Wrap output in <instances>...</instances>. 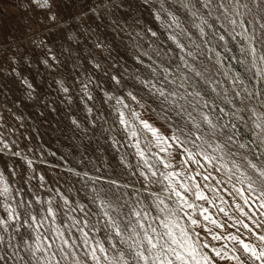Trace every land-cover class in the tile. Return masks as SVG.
<instances>
[{"label": "rangeland", "instance_id": "1", "mask_svg": "<svg viewBox=\"0 0 264 264\" xmlns=\"http://www.w3.org/2000/svg\"><path fill=\"white\" fill-rule=\"evenodd\" d=\"M206 2L49 0L51 8H46L38 0H0V173L10 187L8 195H0V217L9 214L4 205H11L22 216L27 207L33 215L41 218L47 215L44 209L49 206L48 202L56 209L55 218L46 220L39 229L29 228L27 224L9 228L4 234L11 237L10 243L14 247L0 245L5 253L11 255L13 251L18 252L28 262L30 257L25 245L59 244V239L55 238L57 227L70 238L81 259L88 249L83 246L84 237L77 228L89 234V241L94 246L96 242L103 243L110 255L126 251L127 244L122 241L128 239L131 228L122 237L112 233L111 239H106L111 230L103 228L107 220L103 217L101 200L112 205L109 211L120 221L121 227L127 224L126 218L131 210L139 209L138 200L153 216L167 219V214L160 213L156 208L159 201L143 191V187H148L165 198L166 203L161 207L174 206L167 201V193L161 190L168 187L167 182L163 185H142L139 175H131L147 170L143 164L145 158L156 165L159 172L174 170L158 164L160 148L155 143V137L132 115V112L139 113L142 119L167 132L168 125L157 115L160 112L158 102H153L149 88L141 83L157 79L164 81V68L169 70L168 80L186 77L187 91L200 92L202 101H208V108H204L202 102L198 107L217 123L221 141L232 131L231 124H235L237 131L234 139L249 146L248 149L238 150L229 145L231 151L238 154L225 155L217 165L219 175L213 172V181L207 183H217L223 188L219 182L227 181L228 176L222 165L227 163L231 168L233 160L242 164L241 172L247 170L251 173L242 156L264 165V155L259 154L264 151V145L257 149L255 135L258 131L255 121L258 117L264 119V78L252 67L248 41L240 35L241 32L250 34L255 30L253 43L257 57L264 54V43L261 42L264 31L260 29V25L264 24V12L254 7L250 0L241 2H248L251 12L241 8L239 14L227 0L224 6L230 8L228 13L217 9V0H212L207 9L203 7ZM50 12L56 15L55 21L50 19ZM193 12L197 13L196 16L192 15ZM231 19L237 23L232 25ZM241 24L244 28L240 27ZM196 25L204 28L203 35ZM172 36L176 37L175 41ZM179 44H183L184 49L179 48ZM188 51L196 53L195 58L187 57ZM258 66L261 65L258 63ZM196 72L201 76H197ZM165 86L169 89L174 87L171 84ZM245 89L247 93H252L250 99L246 98ZM129 92L137 97L136 101L128 96ZM237 92L239 97L235 95ZM118 100L121 102L118 103ZM121 111L129 121L127 125L120 123ZM188 111L192 112L196 122L201 123L200 131L206 134L208 129L201 122L200 111L192 107ZM233 112L236 116L232 115ZM171 115L173 131L177 123L184 127L186 116L181 119L174 113ZM222 124L229 125L223 134L220 131ZM192 130L193 125L189 124L184 136ZM133 131L139 135L133 137ZM149 141L152 143L149 144ZM137 142L147 157L139 155ZM182 159L183 154L177 156L173 150L171 161L175 170H180L178 161ZM207 167L212 170L211 165ZM73 172H79L81 176ZM84 172L98 179L85 186ZM113 179L120 185L131 184L133 187H114L108 183ZM201 183L207 188V183ZM233 183H236L235 177L227 183L228 192H220L216 204L225 208L230 216L244 219L233 208L234 202L242 203V200L229 196V192L234 193ZM236 186L241 185L236 183ZM133 188L139 191V196ZM64 197L68 198V203L64 202ZM192 199L195 200L194 197ZM21 200L31 201V204L18 207ZM80 205H85L83 211ZM205 206L220 221L228 220L227 228L219 229L210 222H203L225 239L213 240L211 235H205L207 228L201 230L199 226H191L183 213H178L182 217L179 223L189 226V231L201 232L202 240L217 248L223 246L230 254L235 242L226 238L229 232L258 248L262 246L241 225L232 227L234 221L220 213L218 207L211 204ZM185 211L193 217L199 216L196 210ZM199 218L203 219L202 216ZM83 220L88 223L75 224V221ZM150 223L158 227L156 222ZM260 232L264 234V229ZM113 245L116 247L113 248ZM56 250L52 248V251ZM202 250L210 252L209 249ZM58 258L61 264H70V261ZM241 258H244L243 254ZM216 261L217 264H237L236 261H221L219 258ZM16 264L20 261L17 260ZM89 264L94 262L89 261Z\"/></svg>", "mask_w": 264, "mask_h": 264}, {"label": "snow or ice", "instance_id": "2", "mask_svg": "<svg viewBox=\"0 0 264 264\" xmlns=\"http://www.w3.org/2000/svg\"><path fill=\"white\" fill-rule=\"evenodd\" d=\"M38 2L43 7L51 8L49 0H38ZM211 2L212 0H207L203 7L206 9L209 8ZM227 2L238 14L241 8L246 9L248 12L252 10L248 2L242 3L241 0H227ZM250 3L260 12H264V0H250ZM224 5L225 0H217V9L221 10L223 13H228L230 8ZM185 7H187V5H185ZM196 14V12L192 13L193 16H196ZM50 19L55 21L57 17L54 13L50 12ZM173 19L175 22V17ZM203 23L207 24V21L203 20ZM230 23L235 25L237 21L231 19ZM196 26L200 29L201 35H203L204 28L200 27V25ZM177 27H179L178 24ZM240 27L244 28V25L241 24ZM260 29L264 31V24L260 25ZM152 35L155 36L156 33L153 32ZM240 35L244 36L248 41V51L253 58L252 67L264 78V54L257 57V49L253 43L256 39L255 30L250 34L241 32ZM171 39L175 41L176 37L172 36ZM220 39L223 40L224 37L221 36ZM261 42L264 43V37L261 38ZM178 46L181 49L185 47L183 44H179ZM195 56L196 53L192 51L187 52V57L195 58ZM181 59L184 58L182 57ZM258 63L261 66H258ZM185 66H188L187 61H185ZM162 71L166 74L164 81L157 79L155 82L148 80L141 81V83L149 88V95L152 97L153 102H158L160 112L157 115L168 125L167 132L163 131L161 127H157L154 123H150L149 120L142 119L139 113L132 112V115L140 121L144 129L155 137V143L160 148V152L157 153L159 156L158 164L162 165L164 168L174 170L159 172L156 165L152 164L148 158H145L147 157V153L144 149L139 148V142H137L139 155L145 158L143 164L147 170L140 171L139 173L133 172L131 175L134 177L139 175L142 185H163L164 182H167L168 187H162L161 190L167 193V201H170L172 205H174L171 207H161V205H165L166 203L165 198H161L159 193L150 191L148 187H143V191L148 194V197L159 201V203L156 204V208L159 209L160 213H166L167 219H161L159 215L153 216L151 212L147 210L146 206L138 200L137 203L140 204L139 209L133 208L126 218L127 224L125 227H121L120 221L114 218L109 211L112 205L101 200L100 206L103 209V217L107 220L103 228L111 230L106 235V239L110 240L112 233H114L116 237H122L123 233L126 232L128 228H131V234L128 236V239L122 241L127 244L126 251H118L116 255H110L108 248L105 247L103 243L96 242L94 246L89 241V234L84 232L82 228H77V231H80L84 237L83 246L88 249V251H85L83 259H81L75 252V247L70 242V238L66 237L64 231L57 227L55 229V238L59 239V244L53 245L50 242L46 246L41 244H36L35 246L31 244L25 245V250L30 257V261L28 262H25L24 258L19 256L18 252L13 251L11 255H9L0 248V264H16L17 260L20 261V264H31V261H35V264H61V259L58 257H62L64 261H70V264H89V261L94 262V264H103V261H107V264H217L216 258H219L221 261H236L237 264H245L246 261H248L249 264H255L256 261H259L260 264H264V234L260 232L261 229H264V165H258L252 160H249L247 156H242L241 159L245 162L246 168L251 169V173L247 170L241 172L240 169L242 164L233 160L231 168L228 167L227 163L222 165V168L225 169V174L228 176L227 181L221 180L219 182L220 185H223V188L217 183H207L213 181V172H216L219 161L222 160L225 155L234 156L238 154L233 153L229 145L234 146L238 150L248 149L249 146L234 139L237 131L235 124H231L232 131L224 135L223 141H221L218 136L217 123H214L211 116L201 111L198 107L202 102L204 108H208V101H202L200 92L187 91L189 85L186 77L181 76L179 80L177 78L168 80L167 74L169 70L164 68ZM153 72H155V69H153ZM196 75L201 76V73L196 72ZM113 79L116 78L114 77ZM116 82L119 84V80H116ZM166 84H171L174 87L169 89L165 86ZM65 91H67V89H65ZM244 91L247 93L246 89ZM235 95L239 97L240 93L237 92ZM128 96L134 101L137 100V97L133 95L132 92H129ZM251 96L252 93H247L246 98L250 99ZM189 97L193 99H189ZM117 102L120 103L121 101L118 100ZM137 102L139 103V101ZM243 103L244 100L241 99V104ZM189 107H192L195 111H200L201 122L206 125L208 129L206 134L200 131L201 123L196 122V118L193 116L192 112L188 111ZM237 111H239V109ZM221 112H223V110H221ZM172 113L181 119L185 116L187 117V120L184 121V127H180L177 123L176 130L173 131L172 123H170V121H172ZM232 115L236 116V112H233ZM120 123L124 125L129 123V121L125 119V114L122 111L120 112ZM189 124L193 125L194 130L189 131L187 136H184L185 129L188 128ZM228 128V124L220 125L221 134H223V130ZM255 129L258 130L255 133L258 141L257 149H260L261 145H264V119L257 118L255 121ZM138 135V132H132L133 137ZM182 136H184L183 139ZM198 141L200 142L198 143ZM151 143L152 141H149V144ZM188 145H192V147ZM210 149L212 151H210ZM173 150H175L177 156L183 154L184 159L178 161L180 170H175L171 161ZM213 152L216 154H213ZM161 153H166L167 155H161ZM259 154L264 155V151H260ZM15 155H19V153H15ZM29 163L31 162L29 161ZM208 165L212 166V170L208 169ZM197 169H200V171H197ZM69 171L73 170L69 169ZM238 172L239 175H237ZM73 174L81 176L79 172H73ZM216 174L219 175V172H216ZM234 177L236 183H239L241 186L237 187L236 183H233L232 188L234 193L229 192V196H234V198L242 200V203L234 202L233 208L234 212L242 214L244 219H241L240 216L237 215L230 216L225 208L219 207L216 204V199L220 198V192H228L227 183L232 182ZM83 178L85 186H87L90 181L98 179L97 177H90L87 172L83 173ZM201 181L207 183V188H205ZM108 183L114 187H133L131 184L120 185L115 179L108 181ZM0 186H2L0 195H8L10 193V187L4 180L2 173H0ZM133 191L139 196L140 193L138 190L133 188ZM210 193L212 195H210ZM192 197H194L195 200H193ZM195 201H202L203 203L197 204ZM64 202H69L67 197H64ZM50 203L51 202H48L49 206L44 209L47 215L42 218L33 215L27 207L24 208V215L22 216L19 211L12 209L11 205H4L9 214L7 217H0V245L7 244L8 248L14 247L10 243L11 237H6L4 233H6L9 228H15L17 224H19L20 227L27 224L29 228L35 227L39 229L46 220L54 219L56 216V209L51 207ZM30 204L31 201L21 200L18 207ZM205 204L218 207L220 213H223L225 217L234 221L232 227L241 225L248 231L249 236L255 237L261 242L262 246L258 248L255 244L246 242L240 236L229 232L226 238L235 242L230 254L223 246L217 248L210 242L202 240L201 232H196L195 230L189 231V226L179 223L182 217H180L178 213H183V217L187 218L191 226H199L201 230L207 228V233L205 235H211L213 240L220 241L225 239L218 231L214 232L212 227H208L203 222H210L211 225H215L216 228L219 229L227 228L228 220L220 221ZM245 206L248 210H246ZM84 208L85 205H80L81 211H83ZM185 209L196 210L199 216L193 217L190 212L185 211ZM201 216L203 218L202 220L199 218ZM133 218H135V223H133ZM9 221H13L14 223L10 224ZM149 221L156 222L158 227L153 226ZM80 223L87 224L88 221H75V224ZM96 230L99 231L100 229ZM128 241H131V243ZM237 246H239V250H237ZM53 247L57 250L52 251ZM115 247L116 246L113 245V248ZM69 249L72 251H69ZM202 249H209L210 252L203 251ZM37 252L40 254L37 255ZM241 254L244 256L243 259L241 258Z\"/></svg>", "mask_w": 264, "mask_h": 264}, {"label": "bare ground", "instance_id": "3", "mask_svg": "<svg viewBox=\"0 0 264 264\" xmlns=\"http://www.w3.org/2000/svg\"><path fill=\"white\" fill-rule=\"evenodd\" d=\"M150 222H152V221H150Z\"/></svg>", "mask_w": 264, "mask_h": 264}]
</instances>
